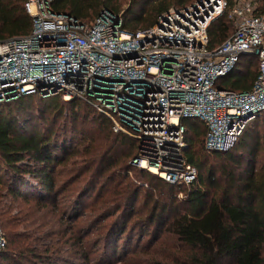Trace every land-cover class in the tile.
I'll use <instances>...</instances> for the list:
<instances>
[{
    "label": "trees",
    "instance_id": "trees-1",
    "mask_svg": "<svg viewBox=\"0 0 264 264\" xmlns=\"http://www.w3.org/2000/svg\"><path fill=\"white\" fill-rule=\"evenodd\" d=\"M24 3L25 0H0V41L30 34L32 19L25 12ZM227 3L231 8L235 0H227ZM254 3L255 15L264 16V0ZM191 4L192 0H130L120 13L115 6L116 0H53L51 10L88 24L105 9L121 18L123 31L133 34L152 27L158 16L169 9ZM233 31V22L226 15L219 17L207 29V48L220 46ZM257 74V58L241 56L233 70L215 86L237 93L246 92L253 86ZM56 97H59L57 101H48ZM33 104H39L41 109L35 111ZM45 115L52 118L48 120ZM61 119L69 125L71 145H85L82 148L84 170L66 183V188L57 186V177L66 174V165L74 152H67L65 144L58 142L55 126ZM181 123L185 127L187 144L184 158L197 170L196 181L188 186H174L139 169L132 181L129 179L132 168L127 161L135 158L137 142L113 133L110 122L91 106L80 100L64 102L60 96L22 97L0 104V178L5 179L3 186L13 199L49 201L53 205V215L59 214L60 220H66L68 217L64 213L76 208L71 204L62 209L57 199L69 197L64 193L72 192L73 188L69 186L79 182L85 173L97 176L98 180L109 173L113 176H106L104 183H115L107 197L113 208L109 210L106 205H101L98 214L100 220L115 215L121 219L119 223L112 220L109 227L113 254H116L118 242L126 234L127 227L136 225L143 235L147 234L148 228H154L158 234L167 232L187 249L183 261L154 264H264V112L223 153L205 150L207 127L203 122L186 119ZM92 130L97 133H91ZM115 145L126 147V153L109 160L99 157L100 150H105V157ZM97 158L100 163L93 170ZM209 159H212L211 163ZM67 173L74 172L69 169ZM145 182L149 187L142 196L143 210L140 212L137 203ZM153 191L157 197L153 196ZM178 193L181 198L177 197ZM71 219L72 214L66 221ZM19 224L14 217H7L5 233L0 218V232L5 242L0 250V264H24L27 261L30 243L26 236L16 233ZM73 239V246L81 248L84 238ZM52 247V243L44 242L37 248L43 254L53 251ZM80 258L87 262L88 254L83 251Z\"/></svg>",
    "mask_w": 264,
    "mask_h": 264
},
{
    "label": "built area",
    "instance_id": "built-area-1",
    "mask_svg": "<svg viewBox=\"0 0 264 264\" xmlns=\"http://www.w3.org/2000/svg\"><path fill=\"white\" fill-rule=\"evenodd\" d=\"M52 2L25 0L30 34L0 41V104L29 96L83 101L113 133L137 142L133 165L174 186L197 179L184 158L182 120L203 122L205 150L223 153L264 112V16L255 15L254 1L235 0L230 8L227 0H201L169 9L133 34L105 9L86 24L53 13ZM223 15L234 31L208 49L207 29ZM241 56L257 58L251 89H218ZM4 244L0 232V250Z\"/></svg>",
    "mask_w": 264,
    "mask_h": 264
},
{
    "label": "rangeland",
    "instance_id": "rangeland-1",
    "mask_svg": "<svg viewBox=\"0 0 264 264\" xmlns=\"http://www.w3.org/2000/svg\"><path fill=\"white\" fill-rule=\"evenodd\" d=\"M199 1L201 0H192V3ZM129 2L130 0H116L115 6L122 13ZM57 99L59 97L48 101H57ZM32 107L35 111L37 108L41 109L39 104H33ZM35 114L39 117V113L36 112ZM45 118L50 120L52 117L45 115ZM37 122L41 126V121L37 119ZM66 123L65 119H61L55 126L59 134L58 142L61 145L65 144L67 152H74V155H70L65 168L66 174L61 173L57 177V186H60V188H66L65 184L71 182L73 178L84 170L82 161L85 159V156L82 154V148L85 145L82 146L80 143L76 146L71 145L70 136L72 134L69 131V125ZM91 133H97V130H92ZM99 143L101 142L99 141ZM126 150L127 148L124 146L115 145L105 157L103 156L105 150H100L99 157L101 155L104 160H109L125 154ZM132 160H128L127 163L132 168L129 173V179L133 181L136 178L135 175L138 168L132 164ZM208 161L211 163L212 159ZM99 163L100 158H97V162L92 167L93 170L98 167ZM69 169L73 170L74 173L68 174L67 171ZM115 170L117 172V169ZM106 176L113 175L106 173L103 178L98 180L97 176H90V174L85 173L79 182L69 186L73 188L72 192L67 191L64 193V195L67 194L69 197H65L64 199L59 197L57 199V203H60L62 209L71 207V204L76 208L69 210L71 212L64 213L68 219L69 215L72 214L71 221H66L68 219L60 220L59 214L54 216L52 211L53 205L49 201H40L41 199L37 200L35 198L26 200L20 198L13 199L8 195L6 188L3 186L5 179L0 178V218L3 230L5 233L7 232L5 229V219L7 217H14L17 222H20L16 233L20 236H26L30 243L29 255L26 256L28 262L24 258L26 261L24 264H154L155 262H179L185 259L187 249L174 236L163 231L158 234L154 228H148L147 234L143 235L140 233L142 229L136 225L127 227L126 234L118 242L116 254L111 252L112 241L111 236H109V227L112 220L119 223L121 219H118V215L105 220L99 219L101 217L98 214L99 206L106 205L109 210L113 208L107 197L108 193L115 188V183L110 181L104 183ZM90 179H93V181H89ZM147 187L149 185L145 182L138 199L137 206H140L138 209L140 212L143 210L141 204L144 198L142 196ZM102 188L103 190H101ZM174 191L176 192V190ZM99 193H101L100 198H98ZM152 194L154 197L158 196L155 191ZM177 197L181 198V194L178 193ZM144 215L142 216L144 217ZM130 233L132 234L128 238ZM73 237L84 238L81 248L73 246ZM44 242L47 244L52 243L54 246L52 247L53 251L41 254V249L37 247L42 246ZM83 251L88 254L87 262H83L80 258V254Z\"/></svg>",
    "mask_w": 264,
    "mask_h": 264
},
{
    "label": "bare ground",
    "instance_id": "bare-ground-1",
    "mask_svg": "<svg viewBox=\"0 0 264 264\" xmlns=\"http://www.w3.org/2000/svg\"><path fill=\"white\" fill-rule=\"evenodd\" d=\"M150 172H152V173H156V171H155L154 169H151Z\"/></svg>",
    "mask_w": 264,
    "mask_h": 264
}]
</instances>
